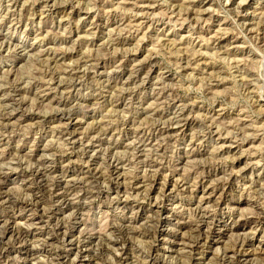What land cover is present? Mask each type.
I'll return each mask as SVG.
<instances>
[{
    "label": "clouds",
    "instance_id": "clouds-1",
    "mask_svg": "<svg viewBox=\"0 0 264 264\" xmlns=\"http://www.w3.org/2000/svg\"><path fill=\"white\" fill-rule=\"evenodd\" d=\"M0 264H264V0H0Z\"/></svg>",
    "mask_w": 264,
    "mask_h": 264
}]
</instances>
